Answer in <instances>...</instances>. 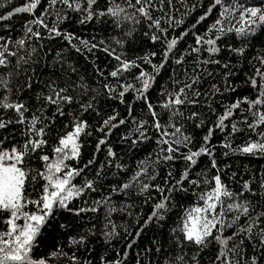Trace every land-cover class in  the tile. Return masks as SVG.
I'll return each instance as SVG.
<instances>
[{
	"label": "snow or ice",
	"instance_id": "1",
	"mask_svg": "<svg viewBox=\"0 0 264 264\" xmlns=\"http://www.w3.org/2000/svg\"><path fill=\"white\" fill-rule=\"evenodd\" d=\"M0 9V264H264V0Z\"/></svg>",
	"mask_w": 264,
	"mask_h": 264
},
{
	"label": "trees",
	"instance_id": "2",
	"mask_svg": "<svg viewBox=\"0 0 264 264\" xmlns=\"http://www.w3.org/2000/svg\"><path fill=\"white\" fill-rule=\"evenodd\" d=\"M2 2V0H0ZM25 0H12V6H19L22 3H24ZM8 7V5H6ZM4 9H0V12H3ZM26 14H20V16L16 17V28L19 29L20 25L22 23L21 17L25 16ZM207 23H211V20H208ZM78 27V26H77ZM179 31V29H178ZM88 31H81V35H88ZM137 47H145V44L143 41L138 42ZM237 80H239V77H237ZM242 91V89H241ZM229 96L234 98L235 94H228L224 97V99H229ZM204 133L203 131L200 132V135L202 136ZM219 136V134H217ZM222 138V137H221ZM218 142L217 138L214 137V143ZM90 151V149H89ZM206 157L202 158V163L206 161ZM226 163H228L231 166V169L233 171H238V179H245L248 178V175L255 172L256 174H259L262 170V167H264V159L255 158V157H245V156H234L230 159L226 160ZM179 167V164L177 165ZM148 209H145L147 211ZM147 235V234H146Z\"/></svg>",
	"mask_w": 264,
	"mask_h": 264
}]
</instances>
